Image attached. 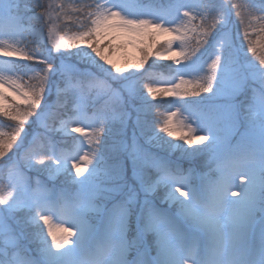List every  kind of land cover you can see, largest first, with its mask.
I'll use <instances>...</instances> for the list:
<instances>
[{
    "label": "snow or ice",
    "instance_id": "6c2138e0",
    "mask_svg": "<svg viewBox=\"0 0 264 264\" xmlns=\"http://www.w3.org/2000/svg\"><path fill=\"white\" fill-rule=\"evenodd\" d=\"M0 118V264H264V0H0Z\"/></svg>",
    "mask_w": 264,
    "mask_h": 264
},
{
    "label": "rangeland",
    "instance_id": "374dc122",
    "mask_svg": "<svg viewBox=\"0 0 264 264\" xmlns=\"http://www.w3.org/2000/svg\"><path fill=\"white\" fill-rule=\"evenodd\" d=\"M218 2H219V0H218ZM224 2H227V0H224ZM241 2H243V0H241ZM28 15H31V14H28ZM34 21H35V20H34ZM32 23H33L37 28H39V26H40L43 22H42V21H35V22L32 21ZM236 24H237V21H236V18H235V16H234V13H233V15H232V24L229 26V29H228V32H229L233 37H235V33H236V28L234 27V25H236ZM46 31H47V30H46V28H45V36H46ZM31 39H32V37H30V36L27 37V40L30 41ZM29 46H30V47H35V45H31V44H30ZM45 47H47V46L44 45V44H41V45H40V49H41L42 51L45 49ZM249 57H251V54H249ZM117 59H118V60H119V59H122V54H118V55H117ZM28 63H30V62H28ZM31 63H32V62H31ZM33 63H34V62H33ZM59 63H60V61L57 60V64H59ZM149 63H151V61H149ZM159 63H160V64H168V63H170V62H168V61H161V62H159ZM145 66H147V65H145ZM53 79H54V83H58V82H59V78H58V77H54ZM52 99H53V100L55 99V88L53 89ZM155 102H156V101H155ZM153 103H154V101H153ZM156 103H159V102L157 101ZM134 106H135V107H139V102L133 100V101H130V102L128 103L129 111L132 112V122H134V121H135V118H136V112H135V110H134ZM166 107H167L166 105H163V104L160 105V108H161V109H164V108H166ZM142 119H147L149 122H151V121H153V120H155V119H158V117L155 115V111H153L151 114L147 115L146 117H142ZM130 124H131V122H130ZM35 130H36V129H35L34 127H31V131H35ZM136 131H137V136L139 137V129H137ZM71 135H75V134H71ZM71 135H69V136L63 138L64 140H66L67 143H66V144H61V147H71V145H72ZM131 135H132V128H131V126H130L129 129H128L127 137H124V138H122V139H124V140L126 141L127 144H131ZM54 138L57 139V140H60V139H61V137H60L59 135H56ZM139 143H141V144L144 143L143 138H140V139H139ZM205 143H207V142H205ZM184 147L187 148L188 146L185 145ZM194 147L202 148L203 145H195ZM153 150L156 151V152H158L160 155L165 156V157L168 158V159H169L172 155H175L176 153H180V154L184 155L185 158H186V157L188 158V156H189V157H191V160H193V156H201L199 153H192V154L185 153L182 149H180V150H172V151H168V150H166V149H153ZM122 155H123V158H126V157H127V153H126V152L123 153ZM187 158H186V159H187ZM188 159H189V158H188ZM191 160H190L187 164H191V163H192ZM204 160H205V158H204ZM204 160H203V161H204ZM128 167H129V173H128L127 175H128L129 178H132L133 173H132V164H131V161H130V160L128 161ZM189 169H192V170H193V174H194V175H198V174H200V173H202V172H204V171L207 170V168H206V166H205V163L203 164V166H202V168H201L200 170H199V169H196V168H194V167H190ZM4 171H5V180H6V179H7V171H6V169H5ZM4 171H3V172H4ZM25 171H26V174H27L28 176L32 177V180H33V186H35L36 173H35L34 171H31V172H29V171H27V170H25ZM40 179H41L42 181H44L49 187L54 188L57 192H59L61 189H65V190H67L68 192H71V191L74 190V187L68 182V178H66V177H64V176H60V177L56 178L55 180H49L46 174H41V175H40ZM163 194H164V189H160V191H159V195H158V197H157V200H158V201H160V198L163 196ZM177 195H179V194L177 193ZM160 202H162V201H160ZM164 207H167V205H164ZM36 246H37V245H36L35 243L31 244V247H32V248H35Z\"/></svg>",
    "mask_w": 264,
    "mask_h": 264
},
{
    "label": "trees",
    "instance_id": "16d2710c",
    "mask_svg": "<svg viewBox=\"0 0 264 264\" xmlns=\"http://www.w3.org/2000/svg\"><path fill=\"white\" fill-rule=\"evenodd\" d=\"M38 11V10H37ZM31 14V13H29ZM35 22V21H33ZM31 63V62H30ZM33 63V62H32ZM147 67V66H145ZM158 71H164V69H157ZM157 102V101H156ZM154 101V103H156ZM7 125V121H4L2 118H0V126H6ZM28 127V126H26ZM28 131L31 133L33 131H31V127H28ZM187 158V157H186ZM184 157V155L180 154V153H176L175 155H172L169 159L171 161H173V163L181 168H183L184 170H188L190 167H194L196 169H201L203 164H204V157L203 156H193V160H191V157L188 156V158L186 159ZM191 160V164H187L189 161ZM129 173V167H128V172ZM0 179L5 180V171L4 172H0ZM18 215L22 216L24 215V213H18ZM29 231H31L29 229Z\"/></svg>",
    "mask_w": 264,
    "mask_h": 264
}]
</instances>
